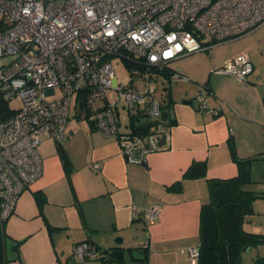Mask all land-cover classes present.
<instances>
[{"label":"crops","instance_id":"0c3cea01","mask_svg":"<svg viewBox=\"0 0 264 264\" xmlns=\"http://www.w3.org/2000/svg\"><path fill=\"white\" fill-rule=\"evenodd\" d=\"M199 52L205 54L200 64L192 58L180 68L168 64L188 79L166 83L163 76L166 91L160 98L170 92L173 123L162 147L144 164L128 162L117 137L104 135L92 122L82 156L72 152L69 125L64 145L43 138L41 143L50 139L55 149L45 156L39 144L42 174L20 194L5 221L6 264H196L187 250L199 244L200 210L210 199L208 178L234 176L236 161L249 159V184L264 187L258 183L264 182V24ZM238 52H247L252 64L247 84L211 71ZM203 85L211 94L210 110L202 112L192 101ZM95 161L98 169L92 167ZM194 161H204L205 174L185 176ZM257 193L264 202V193ZM256 201L247 220L264 221V203L255 209ZM152 204L160 209L155 221L134 217V207ZM257 225L248 230L264 232ZM80 241L100 250L119 248L121 260L79 261L72 248Z\"/></svg>","mask_w":264,"mask_h":264},{"label":"built area","instance_id":"2783aa9c","mask_svg":"<svg viewBox=\"0 0 264 264\" xmlns=\"http://www.w3.org/2000/svg\"><path fill=\"white\" fill-rule=\"evenodd\" d=\"M262 24L264 0H0V56H12L0 70V219L6 221L20 194L41 176L43 138L65 139L72 105L76 110L83 101L89 121L117 137L126 160L144 164L166 136L162 126L140 127L142 119L160 118L162 102L152 83L163 82L169 62ZM112 57L140 67L146 87L119 82ZM211 71L247 84L252 64L247 52H238ZM167 79L188 78L171 71ZM210 94L206 85L199 89L192 101L199 111L210 110ZM119 101L129 117L127 131L119 130ZM159 211L152 204L134 207L133 215L153 222ZM72 251L84 261L99 258L101 250L80 241ZM187 253L195 261L198 246Z\"/></svg>","mask_w":264,"mask_h":264},{"label":"trees","instance_id":"16d2710c","mask_svg":"<svg viewBox=\"0 0 264 264\" xmlns=\"http://www.w3.org/2000/svg\"><path fill=\"white\" fill-rule=\"evenodd\" d=\"M128 64V63H127ZM130 65V64H129ZM171 70L165 69L164 75L169 76ZM162 112L159 119H142L143 131L152 127L169 128L173 123L170 118L172 100L170 92L162 97ZM3 108L4 106L1 105ZM80 107H84L83 101ZM78 107V108H80ZM135 120H140L136 118ZM135 120H132L134 123ZM238 173L231 177L208 178L210 199L203 204L199 215V244L196 264H242L243 253L249 247L264 242V232H252L246 229L245 222L253 212V201L261 195L245 188L251 182L249 177V159L237 160ZM204 161H194L184 172L185 176L197 177L205 174ZM179 182L173 184L178 185ZM38 202L40 197H37ZM5 220L0 219V264H6L10 258L6 254ZM18 243L12 245L17 250ZM119 248L102 249L100 257L108 260H121ZM253 264H264V256H257Z\"/></svg>","mask_w":264,"mask_h":264},{"label":"rangeland","instance_id":"374dc122","mask_svg":"<svg viewBox=\"0 0 264 264\" xmlns=\"http://www.w3.org/2000/svg\"><path fill=\"white\" fill-rule=\"evenodd\" d=\"M200 53H204V52H194L189 56L187 55L179 60H176V63L173 65L170 62L169 66L175 69L178 67L180 68L182 64H188L191 61L190 58H192V60L194 59V61L197 60V62L200 64L202 61L205 60V54H202V56H200L198 55ZM11 58H12L11 55L0 56V70L3 65L7 64L11 60ZM112 60L114 64L115 74L119 82L124 83L127 86H136L140 90H143L146 87V82L144 81V79H142V77L139 76L141 70L140 67L133 64L129 65L125 61L117 57H112ZM168 81H169L168 79L165 80L166 83H168ZM152 85L156 86V91L154 93L155 96L159 97L161 96V94H164V92L166 91V89H164V85L161 79H158L156 82H153ZM106 93L110 101L115 100L117 97L116 92L113 89H108ZM13 105L15 106V104ZM118 108L121 118L120 121L121 123L119 124V130L127 131L128 128H126L124 124L128 122L129 117L126 112V108L123 106L121 101L118 102ZM89 123H91V121H89L88 117L86 116L85 109H78L77 113H75L74 105H72L71 116L69 118L67 127L69 125V127L72 128L71 139H73V142L71 143V148H72V152L75 153L77 156L78 155L82 156L83 154H85L86 149L88 148L86 136L87 133L91 131L89 128ZM66 140L67 139L65 138V140H63L61 144L64 145ZM54 149H55V143L50 139H45L39 146V150H41L42 154H44L45 156H49L50 154H52ZM255 178H257L256 175ZM252 180L254 181V179ZM258 183L264 184V182H258ZM257 186L258 185H256V183L255 184L248 183L247 185H245V188H253L257 192H260L261 194L264 193L262 192L264 191V187H257ZM254 201H256L254 203L255 209L259 208V205L261 203H264L260 198H256ZM257 220L259 219L254 218V219L246 220L245 227L249 229V228H254V226H258L257 224H261L262 226L259 225L260 227L258 228L264 231V221L257 222ZM257 256H264V242H260L255 246L251 247L250 250L244 252L242 257V264H252V262Z\"/></svg>","mask_w":264,"mask_h":264}]
</instances>
